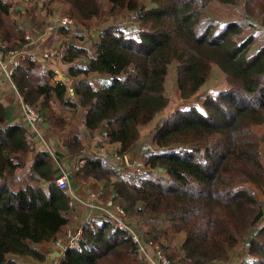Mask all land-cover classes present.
<instances>
[{
    "label": "trees",
    "instance_id": "1",
    "mask_svg": "<svg viewBox=\"0 0 264 264\" xmlns=\"http://www.w3.org/2000/svg\"><path fill=\"white\" fill-rule=\"evenodd\" d=\"M45 2L66 5L75 22L56 29L69 38L62 61L74 85L72 95L62 81L51 86L53 72L29 59L13 70L10 81L22 103L39 115V131L62 132L68 121L63 112L74 116L81 109L82 130L106 137L108 146L101 141V148L117 145L123 158L156 121L149 137L156 150L143 155L149 171L135 176V182L123 179L106 158L83 157L75 174L94 182L89 189L98 202L121 207L145 243L170 248V264H230V254L241 244L251 260L241 264H264V42L257 43V33L264 36V0H151V8L144 0ZM212 4L233 8L239 17L222 24L209 16ZM12 7V0H0L4 55L29 43L26 28L10 17ZM128 15L134 18L132 33L117 23ZM107 17L115 23L96 41L91 37L87 48L77 28L89 31L90 22ZM172 68L182 100L197 95L213 69L221 72L223 86L215 97L206 96L202 111L159 117L171 103L167 78ZM93 74L108 81L95 88L88 81ZM15 108L0 102V264L43 263L40 248L65 237L75 208L55 184L58 164L81 155L84 146L73 135L63 141L62 151L53 156L36 151L28 165L32 149L22 111ZM256 126L263 127L261 136L254 133ZM154 170H163L167 178ZM55 264L144 262L129 234L97 215L84 219L81 238Z\"/></svg>",
    "mask_w": 264,
    "mask_h": 264
},
{
    "label": "crops",
    "instance_id": "2",
    "mask_svg": "<svg viewBox=\"0 0 264 264\" xmlns=\"http://www.w3.org/2000/svg\"><path fill=\"white\" fill-rule=\"evenodd\" d=\"M12 3H13V8L11 12H13V19L17 20L23 27L26 28L27 35L30 38L27 51H30L31 53H35V54H40L41 52L45 51L48 48H53V47L59 48L60 45H62L61 43L59 44L60 40H59V36H57L56 29L59 27L60 19L62 17H65L64 14H62L61 9L64 8L62 9L63 11L67 10L66 5L62 4L61 2H55L52 6L48 7L46 6V2L44 0H34L32 3L29 2L28 4H25L23 0H12ZM48 9L50 13H48ZM19 17H20V20H19ZM1 58H0V62L7 64L8 67H10L11 63L16 60L15 55L13 56L2 55ZM44 65L46 68H49V71L53 72L54 74L53 79H55L56 82L62 81L65 84H67L68 92L70 93V95H72V87L74 85V82H70L67 77V69L69 65L60 60H48L44 63ZM88 81L93 87L100 88L108 81V76L93 74L88 78ZM203 89L197 95L193 96L191 99H188V100L180 99L181 102L187 103L188 107L178 108V109L173 110L171 108L172 103H170L168 108L163 112V114H161V116H165L168 113H171L177 110H189L191 108H195L197 110L202 111V105H203L204 100L206 99V96L209 95V96L215 97L220 91L219 89L217 92L209 91V92L203 93ZM178 95H179V92H178ZM197 98L199 99L198 105L193 106L190 102ZM15 100H16V103L13 104ZM20 100L21 99L18 93L15 90H13L11 81L5 78L4 74L2 73L0 69V102L3 105H9L12 103V105L14 106L16 105V107L19 108ZM18 110H20V108ZM63 115L70 119L68 126L64 131L62 132L54 131L47 127L40 128L42 140L35 139L34 148L28 153V158H27L28 165L31 164L33 155L36 151H40V150L47 151V152L51 151V147L45 141V138H44L45 133H46L45 135H48L49 138L54 137L56 139H59L60 141L64 138L67 139L73 135H77V132L79 131V129H72V122L78 120L79 127H80L81 119L83 115L82 110L78 109L75 116H73V114L70 113L69 111H64ZM149 126H152V125H149ZM146 128H148V126ZM259 128L263 129V127H260V126ZM143 131L144 129L142 130V132ZM80 132H81L80 137H81L82 145L84 146L83 152L81 153V155L70 156V157L63 159V162L61 164L62 167H65L67 169L68 166H71L72 164H74L78 159L86 157V156H90V157H103L104 156L106 157V159H108L109 162L111 161L110 152H112L113 150H117L118 148L117 145H113L112 147H109L107 149L101 148L103 143L100 141L98 134H95L93 136H88L86 132L82 130V128ZM262 133H263V130H262ZM60 146H61V150H63L62 145ZM60 146H59V143H57L56 147L54 148V151L59 152ZM150 146L147 148H151V150H154V151L156 150L155 147H153L152 145ZM103 150L107 151V156L104 153H102ZM142 152L144 155L146 152H150V151L146 148H143ZM118 172L121 174V177L123 175H126L125 172L129 173V171H126V170L124 171L118 170ZM154 172L155 173L162 172L165 175L163 170H154ZM70 182H71L72 188H74L79 194H83V189L87 187L91 188V186L94 185V182L92 180H89V181L80 180L74 171L71 172ZM259 201L263 202V198H261ZM96 216L97 215L93 212L83 210L80 207H75L71 211V216H70L71 222H70L69 227L74 226L77 222H80V221L83 222L84 219L94 218ZM54 249H55L54 245H52V247L42 246L40 248L41 252H43L45 255V261L43 263L31 260V259H23V261L25 264H53L54 260L52 261V258L55 252ZM241 257L243 256L241 255Z\"/></svg>",
    "mask_w": 264,
    "mask_h": 264
},
{
    "label": "built area",
    "instance_id": "3",
    "mask_svg": "<svg viewBox=\"0 0 264 264\" xmlns=\"http://www.w3.org/2000/svg\"><path fill=\"white\" fill-rule=\"evenodd\" d=\"M25 2H29V0H24ZM73 25V20L69 18H62L59 21V26L63 27H71ZM26 39L29 40V36L26 35ZM28 44L19 51H11L7 55L8 56H16V60L11 63V66L8 67L7 64L0 62V69L4 74L5 78L10 81V76L14 69H16L20 63L24 60H31L38 64L41 70H45L44 63L51 59H59L63 60L65 56V52L67 49L66 43L60 45L59 48H54L47 50L41 54L31 53L28 50ZM2 53V52H1ZM2 55H4L2 53ZM49 84L54 86L56 84L55 79H50ZM13 90L16 91L14 85H12ZM21 99V98H20ZM20 109L23 114V120L26 124L27 128V141L30 144V149L34 148L35 139L42 140V135L38 129V124L40 123L39 115L27 104H23L22 100H20ZM100 141L107 145V138L102 136ZM106 149V147L104 148ZM105 150L102 151V153ZM106 156H107V151ZM49 153L53 156V151H49ZM103 158H106L103 156ZM111 161L116 163L115 165L117 169L127 168L129 165L125 161V156L122 158L118 155L117 150H113L110 152ZM84 161L83 158L78 159L74 164L68 166L66 169L62 167V165L58 164L60 173L57 179L55 180V184L60 190L66 191L70 197V206L71 207H80L83 210L90 211L95 213L96 215L104 216L111 224H113L117 229L126 231L133 244L137 248L138 256L144 264H170L167 257L157 248L152 247L151 244H147L142 239L140 233L126 220L124 210L115 205L112 201H107L105 203H99L97 194L94 193L89 188L83 189V194L76 193L75 190L71 188L70 177L71 172L78 171ZM135 166V164L133 165ZM137 168V167H136ZM139 171V169L137 168ZM140 172V171H139ZM70 185V186H69ZM83 234V222H77L74 226L66 230L64 238H58L55 241L54 247H58L62 250L61 259L65 256V253L68 249L74 247ZM246 257V255L244 256ZM250 261L244 260L242 263H248Z\"/></svg>",
    "mask_w": 264,
    "mask_h": 264
},
{
    "label": "rangeland",
    "instance_id": "4",
    "mask_svg": "<svg viewBox=\"0 0 264 264\" xmlns=\"http://www.w3.org/2000/svg\"><path fill=\"white\" fill-rule=\"evenodd\" d=\"M45 1V0H44ZM23 2L25 3V4H28L27 2H25L24 0H23ZM144 3H145V6H146V8H151V7H153V4H152V2H151V0H144ZM21 7V6H20ZM13 8V7H12ZM12 8H11V10H12ZM23 8V7H22ZM62 9H64V8H62ZM61 9V12H62V14H64V16L65 17H62V18H69L68 17V15H67V13H66V11L67 10H65V11H63ZM11 10H10V17L13 19V12H11ZM48 13H50L49 12V9H48ZM25 14H26V12H25ZM209 16H215L216 18H218L219 19V21H220V23H226L227 21H229L230 19H235V18H238L239 17V14H238V12H236L233 8H227V7H222V6H219V5H217V4H212L211 5V8H210V11H209ZM61 18V19H62ZM60 19V20H61ZM70 19V18H69ZM14 20V19H13ZM19 20H20V17H19ZM133 20H134V18H133V15H128L127 17H124L123 19L122 18H120L118 21H117V23L120 25V27L122 28V29H124V31L125 32H129V30H130V32L132 33L133 32V30H134V22H133ZM9 21V20H8ZM113 24V23H115L112 19H110L109 17H107V18H103V19H101V20H95V21H92V22H90V25H87L89 28H90V30L89 31H87V30H85V29H83V27H79V28H77V31H79V32H82V30H83V34H84V37H85V41H83L84 42V44H85V46L87 47V48H91L92 47V41H91V37H92V33H94L95 32V30H100L101 28H104V27H106L107 25H109V24ZM20 24V23H19ZM74 24H75V22L73 21V26H74ZM21 25V24H20ZM46 25V24H45ZM22 26V25H21ZM93 30H94V32H93ZM57 36H59V44L61 43V44H63V43H66V41H69V38L68 37H66V36H64V35H60V34H57ZM257 43L258 44H260L261 42H264V36H263V34L261 33V32H258L257 33ZM55 47H53V48H48V49H46L45 51H47V50H50V49H54ZM45 51H43V52H45ZM43 52H41V53H43ZM40 53V54H41ZM1 56H2V53L0 52V58H1ZM2 59V58H1ZM51 60H59V59H51ZM45 70H49V68H46L45 67ZM174 76H175V73H174V70H173V68L170 70V73H169V75H168V78H167V90H168V93L170 94V96H171V103H172V109L173 110H175V109H178V108H184V107H188V105H187V103H183V102H181V100H180V98H179V95H178V92H177V90L175 89V85H174ZM223 86V77H222V74H221V72L220 71H218V70H214L213 69V71H212V73H211V76H210V79H209V81H208V83L206 84V86L204 87V89H203V93H205V92H209V91H214V92H217L221 87ZM180 100V101H179ZM198 102H199V99L197 98V99H194L193 101H191L190 103L193 105V106H196V105H198ZM14 103H16V100L13 102V104ZM16 106V105H15ZM18 108L16 107L15 108V110H17ZM169 112V111H168ZM75 116V115H74ZM159 117H161V115L159 116ZM159 117L157 118V120L159 119ZM68 121H67V125H66V127H65V129L67 128V126H68V123H69V121H70V119L68 118L67 119ZM154 123H156V121H154L153 123H151L150 125H154ZM152 126H148V128H145L144 129V131L142 132V136H141V139H140V141H139V145L137 146V147H140V148H138V150L135 152V155H134V159H136V162L135 163H132L131 165H129L127 168H122V169H119V170H121V171H124V170H126V171H129V173L128 172H125V174L126 175H123L122 176V178L123 179H126L127 181H130V182H135V176H140L139 178H141V177H143L144 176V174H145V172H147V171H149L148 170V168L147 167H145L144 166V159H143V152H142V149L143 148H146V149H148L150 152H153L154 150H151V148H147V147H149L150 145H151V142H149L150 141V139H149V137H150V132H151V130L150 129H152ZM81 124H80V127H79V123H78V120H76V121H73L72 122V129H79V131L77 132V135L78 136H81ZM51 129V128H50ZM64 129V130H65ZM63 130V131H64ZM262 130L263 129H260L259 128V126H256V127H254V129H253V131H254V133L257 135V136H261V134H262ZM46 134V133H45ZM44 134V138H45V141L49 144V146L51 147V151H53L54 152V148L56 147V145H57V143H59V146L60 145H63V141L65 140V138L64 139H62L61 141L59 140V139H56V138H49V136L48 135H45ZM99 138H100V136H99ZM61 143H60V142ZM55 142V143H54ZM151 147V146H150ZM60 151H62L61 150V146H60ZM160 151V150H159ZM104 154H106V152L104 151L103 152ZM141 153H142V155H141ZM261 158H262V163H263V165H264V150H262V152H261ZM110 163H111V165L115 168V169H117V167L115 166V165H117L116 163H114L113 161H110ZM135 164V166H133ZM139 169V171L137 170V168ZM144 174H143V173ZM156 175H159V176H162V172L161 173H155ZM166 175V174H165ZM164 174H163V177H166L167 178V176H165ZM23 177V176H22ZM70 186V185H69ZM254 194H255V196L260 200L261 198H262V195H261V193L258 191V190H256V189H254ZM130 222V221H129ZM263 222L264 221H262V224H263ZM131 223V222H130ZM132 225L135 227V229H137V227H136V225L134 224V223H132ZM141 231H143V229L141 230ZM178 239L179 238H176L175 239V246L177 245V243H178ZM164 240H167V239H164ZM163 245H166L167 244V241H162L161 242ZM152 247L154 248V247H157L165 256H167V254H169L170 253V251H171V249L170 248H168V249H166L165 250V248H161V246L158 244V243H155V244H153L152 245ZM241 255L244 257L245 256V250H244V245L243 244H241L236 250H234L231 254H230V258H231V262H230V264H240V263H242V262H244V260H248V261H251L250 260V257L249 256H246V257H241ZM239 259V260H238ZM60 261V260H59ZM59 261L57 260H54V263L53 264H55V263H59ZM234 261V262H233Z\"/></svg>",
    "mask_w": 264,
    "mask_h": 264
},
{
    "label": "water",
    "instance_id": "5",
    "mask_svg": "<svg viewBox=\"0 0 264 264\" xmlns=\"http://www.w3.org/2000/svg\"><path fill=\"white\" fill-rule=\"evenodd\" d=\"M103 28H101L100 30H93L94 33H92V39L93 41H96L100 35V33L102 32ZM138 150V147L136 148L135 151L129 153V154H126L125 155V161L127 162L128 165H131L132 163H135L136 162V159H134V153ZM55 252H54V256L52 258V261L53 260H60L61 259V255H62V250H60L58 247H55Z\"/></svg>",
    "mask_w": 264,
    "mask_h": 264
}]
</instances>
